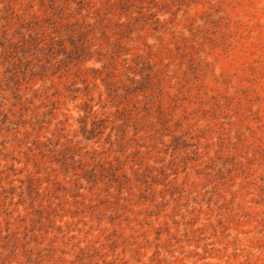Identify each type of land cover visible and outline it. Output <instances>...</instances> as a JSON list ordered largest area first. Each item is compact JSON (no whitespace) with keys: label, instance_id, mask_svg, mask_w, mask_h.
I'll list each match as a JSON object with an SVG mask.
<instances>
[{"label":"rangeland","instance_id":"1","mask_svg":"<svg viewBox=\"0 0 264 264\" xmlns=\"http://www.w3.org/2000/svg\"><path fill=\"white\" fill-rule=\"evenodd\" d=\"M0 264H264V0H0Z\"/></svg>","mask_w":264,"mask_h":264}]
</instances>
